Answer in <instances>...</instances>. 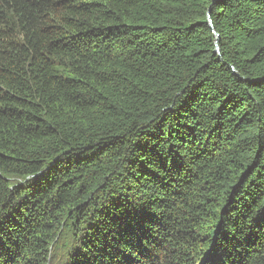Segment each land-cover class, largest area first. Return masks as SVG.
Listing matches in <instances>:
<instances>
[{
  "label": "trees",
  "instance_id": "1",
  "mask_svg": "<svg viewBox=\"0 0 264 264\" xmlns=\"http://www.w3.org/2000/svg\"><path fill=\"white\" fill-rule=\"evenodd\" d=\"M70 223L62 264H264V0H0V264Z\"/></svg>",
  "mask_w": 264,
  "mask_h": 264
},
{
  "label": "rangeland",
  "instance_id": "2",
  "mask_svg": "<svg viewBox=\"0 0 264 264\" xmlns=\"http://www.w3.org/2000/svg\"><path fill=\"white\" fill-rule=\"evenodd\" d=\"M17 180L13 179L12 182ZM71 226V223L67 225L66 227H63L65 230L64 232L60 234L59 241L57 243V249L54 251V257L51 260V264H62L65 260L66 252L72 248V240H71V233H69V227Z\"/></svg>",
  "mask_w": 264,
  "mask_h": 264
},
{
  "label": "water",
  "instance_id": "3",
  "mask_svg": "<svg viewBox=\"0 0 264 264\" xmlns=\"http://www.w3.org/2000/svg\"><path fill=\"white\" fill-rule=\"evenodd\" d=\"M216 52L219 53V49L218 48H217Z\"/></svg>",
  "mask_w": 264,
  "mask_h": 264
}]
</instances>
